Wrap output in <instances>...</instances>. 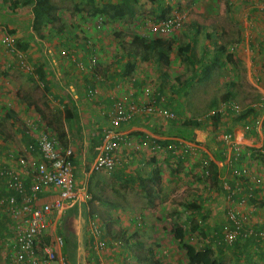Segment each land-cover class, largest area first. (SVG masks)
<instances>
[{
    "label": "crops",
    "instance_id": "crops-1",
    "mask_svg": "<svg viewBox=\"0 0 264 264\" xmlns=\"http://www.w3.org/2000/svg\"><path fill=\"white\" fill-rule=\"evenodd\" d=\"M118 1H103L99 4L97 0H94L98 7L114 4ZM225 1L227 5H232L229 13L220 8V10L218 8L215 10V7L212 6V11L206 14L214 17L226 13L223 17L225 25L220 24V22H209L199 26L204 31H214L220 35H224V32L230 33L232 30L236 32L235 40L238 42L237 44L235 41L236 45L244 47L246 50V57H237L238 63L245 64L246 73L248 74L247 79L257 89L254 90L248 82H244L241 79V75L236 73L234 74L236 79H233L234 81L229 84L230 88L222 95L223 101H221L224 104L226 102H235L233 98L236 97L245 98L244 104L246 103L247 107L244 108H249L250 105L256 104L264 96V60L255 62L256 59L251 50L253 46L250 45L251 41L249 43L250 32H264V26L262 25L264 22V10L260 9L264 8V0ZM180 2L185 3V0ZM10 7H12V3L9 5L6 0H0V107L3 108L2 113H0V126L10 122L14 127L12 133L9 132L7 134L9 136L7 137L8 139L4 135L2 137L4 149L15 151L24 148L35 139L40 128L48 126L56 132L62 145L70 147L73 151L72 159L76 184L86 186L92 190L91 183L93 182L91 179L94 173L91 172V165L97 155V148L102 142L103 129L109 125V113L117 99H129L140 105L147 102V100L155 99L159 107L177 112L176 114L180 119L178 121H170L160 117L138 114L132 121L123 124L121 129L129 133L133 142L142 143L144 140H161L163 146L156 144L159 148L155 152L147 148L139 151L130 150L127 154L124 151V164L119 170L112 173L114 175L109 174L113 176V180L109 181V186L114 193L118 191L125 192L127 188H129V192L132 186L140 187V190L143 189L145 192L148 190L150 195L147 198V202L150 204L148 205L146 202L144 205H139L138 202H132L131 193H128V200L123 197L121 203L118 200L110 201L111 208L108 211L113 221L111 218L110 221L106 218V223L103 222L104 224L101 225V236L97 238L90 230L92 216L89 213H93V211H91L89 204L92 201L79 206V208L75 206L68 209L63 215V217L67 216L66 223H63L62 217L60 223L57 222L51 225L50 230L64 238L65 242L60 251L67 258L69 264H130L128 261L132 262V250L143 249L155 241L156 238H162V230H158L159 226L156 218V215L160 213V210L158 213V209H161V202H163L161 198L163 197L165 201L168 194L174 196V184L179 181L177 179L179 178V176L177 177L179 167L174 169L176 164H178L174 163V137L199 141L209 149L211 156L219 165L217 166L218 181L216 182L219 190L213 186L207 187L208 192L211 191V193L206 191L205 195L201 194L203 191L195 190L199 180H195L196 184H194V178L191 177V173L194 170L198 171V168H193L197 167V164L199 165V154L194 156L197 157L195 159L189 158V162L193 163L189 164L190 169L187 168L191 172L187 177H189L188 181L191 183L189 186L192 188V200H196L199 205H205L207 207L205 213L209 217L211 216L205 222V224H208V231L214 226L219 227V224L224 219L223 209L228 205V202L224 191H222L221 178L231 179L227 168L221 167L223 166L221 163L225 161V149L217 138L218 133L221 131L234 133L238 141L242 142L243 149L257 152L256 156L258 159L256 158V162H254V159L248 158L244 161L253 168L257 166V172L264 176V122L256 127L253 124L254 121L253 123L249 122L252 121L253 115L246 118L248 122H244V119L238 121L235 116L227 115L220 119L221 129L218 133L214 132L211 126L198 128L182 126L181 123L184 119L179 116L178 110L174 109V105L170 103L171 99H169L168 95L166 98V89H163L160 85L156 87L155 82L149 80L142 69L139 70V65H135L132 72H127V61L129 56L131 54L134 55V53L131 51L126 53L119 52L118 44L121 41L112 34L113 30H116L112 24H102L100 28L97 25L95 28H90L88 25L83 27L76 25L73 28H69L66 23H61L59 27H63V33L60 34L54 31L50 33L48 28L45 27L42 30V34H40L32 29L33 14L31 5L23 6L20 10L17 9L15 11L9 10L8 8ZM88 12L93 14L90 9H88ZM101 15L107 16L106 14ZM228 15L231 16L230 19L225 18ZM235 16L238 19L235 20ZM238 22H242V24ZM86 26L90 29L88 35L84 32ZM117 30L119 31L120 29L117 28ZM5 34H10L16 38L15 51H9L1 43V38ZM221 42V40L218 41V44H220L219 49L225 47ZM188 43L192 44L191 41H188ZM22 47H25V49H22ZM62 52L64 53L62 54ZM20 53L24 54L28 64L31 66L30 72L20 66ZM119 53L120 55H118ZM210 56H213L212 53ZM215 56H217L219 61L221 60L220 52ZM93 57H96L97 64L91 67L90 59ZM133 60H136V56ZM132 62L135 63V61ZM254 62L259 63L260 66H256L253 69L252 65ZM137 64L141 63L138 62ZM222 64L225 66V62ZM16 70L26 74L32 82L36 81L39 83L40 88L43 89L47 96V104L50 111L54 113L58 111L59 113L62 110L63 118L61 119L62 123L59 120V127H55V129L53 120L48 121L39 113L41 111L40 107L37 109L33 100L20 99L17 96L18 91H22V87H20L19 83L21 79L15 75ZM22 80L24 84L31 83L24 79ZM47 83L49 84L48 90L45 88ZM150 84L155 86L154 92L156 95L154 96L156 98L146 96L143 92L144 87ZM170 87L171 90L173 88L175 90V85L174 87L170 85ZM90 90H94V94L91 96L88 95ZM256 95L255 99L253 96ZM225 97H227L226 101ZM251 100H255L256 103L250 104ZM66 103L69 104L73 112L71 125H68L64 119V104ZM35 109L39 112H36ZM244 123L252 124L249 127V131L243 130ZM60 133L65 134L64 139L60 138ZM130 157H134L135 163L128 161ZM179 175L181 174L179 173ZM123 182L133 185L124 186L120 184ZM96 183L98 182L96 181ZM99 186L102 185L99 184ZM7 192L0 181V196L8 194ZM12 192L14 191L9 193L11 194ZM209 194L210 197L213 196L215 198L216 195L219 198L212 207L206 205L211 202V199H208ZM140 195L142 196V193ZM53 197L49 194H42L41 202L50 201ZM203 197L206 198V204H204ZM97 198L99 199L98 195ZM168 204H174L173 197L170 198ZM178 205L174 204V207ZM230 205L239 211L241 215L249 217V220L255 224L257 229L264 227V184L255 187L253 197L246 199L245 203L241 204L236 199L230 202ZM180 207L178 206V210H180ZM194 216L201 218V216L193 215L192 210L188 209L185 213L180 214L179 221L181 222H179V225L185 227V224ZM107 223L110 224V231H107L105 226ZM111 223H114L113 226ZM11 224L10 215L6 208L1 206L0 237L8 231ZM168 235L173 236V232L171 231ZM188 237L186 235L185 240H188ZM121 238H124V243L119 241ZM99 240H103L106 243L104 250L95 248ZM253 240L249 239L247 241L252 248L249 249V253L243 254L241 259V254L235 246H218L214 248V251L218 257L224 258V261L229 263L256 264L264 261V258L260 259V249L258 248L260 246H257ZM192 244L196 247H201L199 244ZM178 245L180 244L176 243V245L170 247L171 256H173V259L170 258L171 264H192L187 258L185 250L178 248ZM163 250H165V254L169 253L167 252L168 248H163ZM3 251L5 252L4 248ZM150 251L156 252L155 254L158 256L160 255L157 253V249ZM245 256L247 259H244ZM238 258L239 260H237Z\"/></svg>",
    "mask_w": 264,
    "mask_h": 264
},
{
    "label": "built area",
    "instance_id": "built-area-1",
    "mask_svg": "<svg viewBox=\"0 0 264 264\" xmlns=\"http://www.w3.org/2000/svg\"><path fill=\"white\" fill-rule=\"evenodd\" d=\"M6 1L10 5L14 1L21 4L22 0ZM99 22L98 28L102 26L101 21ZM183 23L184 17L173 12L153 24L151 32L171 36ZM1 43L11 52L16 50V38L10 34H5L1 38ZM19 59L20 66L30 72L31 66L23 53L19 54ZM90 62L91 67L95 66L96 57L91 58ZM154 88V84L147 85L143 92L146 96L156 98ZM93 94L94 90L88 91V95ZM249 108L258 110L257 115L249 122L254 121L256 127L261 125L264 122V96ZM245 109L248 108H242L233 101L226 102L222 108L213 109L207 116L211 117L218 113L221 116L224 114L240 116ZM138 114L170 121L180 120L175 112L159 107L155 99L147 100L142 105L129 99H117L109 113V125L103 129L102 142L97 148L91 172L115 173L124 164V151L127 154L130 150L139 151L143 148L153 152L158 150L159 147L153 140L133 142L129 133L121 129L123 124L132 121ZM243 121L248 122V119ZM251 123H244L243 130L249 131ZM217 138L225 149V161L221 163L223 165L221 167H226L231 175V179L221 178L222 191L228 205L223 209L224 219L219 227L214 226L206 236L194 232L188 240L190 243L214 248L222 244L233 245L254 239L263 247L264 230L257 229L253 222L230 205V202L236 199L241 204L245 203L246 199L253 197L254 188L264 184V176L257 172V166L253 168L244 161L248 158L256 162L257 152L243 149L242 142L238 141L234 133L221 131ZM2 144L3 140L0 137V181L8 191V194L0 196V207L6 208L12 220L8 231L2 237L8 264H69L60 251L65 242L64 238L51 231L50 227L59 222L64 213L74 205L85 204L93 199L88 187L76 184L72 149L63 146L56 132L48 126L40 128L35 139L22 149L7 150ZM198 154L200 176L205 186L210 188L213 175L211 166L219 165L211 156L209 149L199 141L174 137V159L186 160ZM10 191L15 193L10 194ZM42 194L54 197L50 201L41 202ZM91 219V233L96 238L100 237L102 226L96 219ZM213 236L216 238L213 239ZM105 246L106 243L99 240L95 248L104 250Z\"/></svg>",
    "mask_w": 264,
    "mask_h": 264
},
{
    "label": "rangeland",
    "instance_id": "rangeland-1",
    "mask_svg": "<svg viewBox=\"0 0 264 264\" xmlns=\"http://www.w3.org/2000/svg\"><path fill=\"white\" fill-rule=\"evenodd\" d=\"M50 1L56 6V13L59 17V23H66L69 28H73L76 25L79 27L88 25L90 28H95L96 25L100 23L99 21H101L103 25L107 23L112 24L113 28L116 29L115 31L113 30L112 34L115 35V37H118L121 41L118 44L119 52L126 53L128 51H131L132 53L137 54L136 60L133 61H135L136 65L140 66L139 70L142 69L144 75L152 82H155L156 87H159L160 85V87L166 89V98L168 95L169 99H171L170 103L174 105V109L176 111L178 110L179 116L184 120L189 118H197L209 123V121H211V119L209 118L211 117H208L207 115L211 113L213 109L222 108L224 104L221 97L225 93V91L230 88L229 84L234 81L233 79H236L234 77V74L236 73L241 75V79L244 82H248L254 90L257 89L256 86H254L247 79L248 74L246 73L245 64L238 63L239 60L237 57H246V50L244 49V47L236 45V32L234 30H232L230 33L224 32V35H226V37H224V35H220L218 32H209L207 30L204 31L200 27L201 25L207 24L209 22H220V24L225 25V20L223 17L226 13L224 15L214 17L206 15L207 12L209 13L210 11H212V6L215 7V10L216 8H220L221 10H226V12L229 13L230 7H232V5H227V2L225 0H185V3H181V0H176L175 2L174 0H136L137 3L135 4V17H127L123 20H111L105 15H93L89 13L88 5L84 0ZM103 1L113 2L115 0H97V3L101 4V2ZM20 6L15 7L14 9H12L13 7H10L8 9L15 11L17 9L20 10L21 8H23V6L29 5L28 3L24 2V0H22ZM260 9L264 10V8ZM173 12L180 13L184 17V23L178 31H176L171 36H161L151 32V27L153 26V24L163 19L161 17L162 13H164L166 16H169V14L171 15ZM225 18L230 19L231 16L228 15ZM234 19L236 20L238 19V17L235 16ZM239 24H242V22H240ZM262 25L264 26V22L262 23ZM85 28L86 30L84 32L88 35L90 29L87 26ZM117 28L120 30L118 31ZM250 33L251 38L249 40V43L251 41L250 45L253 46V49L251 50L254 53L256 59L255 62H261V60H264V32ZM135 35H138L147 40L160 37L171 41L173 49L169 53V64L164 65L163 63L158 62L155 59L154 54L152 53L147 54L146 60L142 61L140 58L141 50L135 47L132 43V39ZM90 40L89 42H91ZM219 40L222 41L221 44L225 47L222 46L223 48L219 49ZM188 41L192 42L190 50L188 53H183V47L188 43ZM209 45L211 46L209 47ZM216 52H220L221 55V60L218 62V65L213 64L215 58L217 57L215 56L217 55ZM63 53L64 52H62V54ZM120 53L118 55H120ZM211 53L215 58L213 56H210ZM138 62H140L141 64H137ZM221 62H225V66ZM255 62L252 65L253 69L256 66H260L259 63ZM219 63H221V65H219ZM205 67L208 68L206 73L207 75L203 72ZM17 71L18 70H16L15 75L21 79V82L19 83L20 87H22V91L19 90L17 96L20 99L26 98L27 100H33L34 102H32L35 104L36 108L38 109L40 107L39 109L41 110L39 112L37 109H35V111L41 113V115H43V117L48 121L53 120L54 128L59 127V120L62 123L61 119L63 118L62 110H60L59 113L58 111L55 113L50 111L47 104V96L45 95L43 89L40 88L39 83H37L36 81L32 82V80L28 78L26 74ZM127 72L130 73L129 70ZM22 79L31 83L24 84ZM170 85H172L173 87L175 85V90L173 88L174 91L170 89ZM253 97L256 99L257 95ZM233 100H235V103H238L242 108L247 107L246 103L244 104V101L246 100L245 98L242 99L236 97L233 98ZM252 103H256L255 100H251L250 104ZM2 110L3 108L0 107V113H2ZM224 116H227V114H224ZM224 116H221L220 118L223 119ZM13 130L14 127L10 124V122L5 123L3 126H0V137H9L7 134L9 132L12 133ZM13 139L15 138L13 137ZM136 154H138V152H136ZM192 158L195 159L197 157L193 156ZM128 161L130 163H135L134 157H130ZM174 163H179L176 164V167H174V169L179 167L177 172V177L179 176V178L177 179H179V181L174 184V196H170V194H168L165 201L163 200V197L161 198L163 202H161V209H158V213L159 210L160 213L159 215H156L159 226L158 230H162L163 236L161 239L156 238L155 241H153L149 246L144 247L143 249H137L136 251L135 249L132 250V262L128 261V263L130 264H171L170 258L173 259V256H171L170 247H172V245H176V243L179 242L173 236L168 235V233L170 234V232L172 231V227L175 224H180V214H183L188 210L184 206L183 202L192 201L193 199L192 188H190L191 186H189V184L191 183H189V177H187V175L191 173L189 171V164L191 165V163L193 162H189L188 158L186 160L181 159L178 161L177 158H175ZM195 168H198V171L196 172V170H194L195 172L193 171L191 173V177L194 178V184H196L195 180H199L197 182L195 190L203 191V193L201 192V194L205 195L206 191L208 192V190L200 176V167L197 164V167H194L193 169ZM179 173L181 175H179ZM111 175L105 172H94L91 179L93 182L91 183V192L93 193V195H95L96 193L99 196V199L95 198L94 196V200L92 199V202L90 201L91 203L89 204V206L94 214H89L93 219H96L97 223L101 225L104 224L103 222L106 223V218L110 221L111 215L108 211L111 208L110 201L118 200L119 203H121V199L125 197V199L128 200V193H131L130 197H132V202H138L139 205H144L150 195L148 190L145 192V190H140V187L137 186L130 187L131 191L129 192V188H127V191L125 190V192H112L113 190L109 186V181L113 180V176ZM96 181L98 183H96ZM99 184H101L102 186H99ZM120 184L124 186L133 185L126 182ZM212 186L215 187V189L219 190L218 183H214ZM140 193H142V196L140 195ZM208 193H211V191H209ZM171 197H173L174 204H179L178 206H181L180 210H178V206L174 207V204L167 205ZM208 199H211L210 204H206V198H204V204L212 207L219 198L216 195L215 198L213 196L210 197L209 194ZM149 204L150 203H148V205ZM81 205L83 204L78 203L74 205V207L76 206V208H79V206ZM202 209L206 210L207 207L205 205H202ZM108 214L110 217L108 216ZM209 218H211V216ZM247 218L249 219V217ZM61 220L65 224L67 216L65 215ZM198 220H200V218H196V216H194V218H191V221L194 222H197ZM108 223L105 226L107 227V231H110V224ZM111 224L113 226L114 223ZM262 229H264V227ZM206 230L207 229H205L204 232H206ZM153 231L155 230L153 229ZM119 241H122V243L125 242L124 238H121V240L119 239ZM3 248L4 246L2 244V238L0 237V264H8V260L5 257ZM163 248H168L169 250L167 252L169 253L165 254L166 252H164L165 250H163ZM178 248H181V246L178 245ZM154 249H157V253L160 254L159 256L155 254L156 252L154 253V251H150ZM139 255L141 256L140 259L138 258ZM263 258L264 255L260 257V259ZM256 264H264V261L257 262Z\"/></svg>",
    "mask_w": 264,
    "mask_h": 264
},
{
    "label": "trees",
    "instance_id": "trees-1",
    "mask_svg": "<svg viewBox=\"0 0 264 264\" xmlns=\"http://www.w3.org/2000/svg\"><path fill=\"white\" fill-rule=\"evenodd\" d=\"M86 1L88 5V9L92 10V13L94 15L96 14H106L111 20H123L127 17H135L136 15V8L135 4L137 3L136 0H119L117 3L114 4H108L103 7H98L94 0H84ZM24 2L28 3L31 5L32 8V29L36 31L37 33L42 34L43 28L47 27L48 32L51 33V31L57 32V33H63V27H59L61 23H59V17L56 13V6L50 1V0H24ZM20 6L18 1H14L12 3V7H18ZM161 17L164 19L167 17L164 13L161 14ZM54 34V33H53ZM132 43L135 47H137L140 51V58L142 61L146 60V56L149 53L154 54L155 59L163 63L164 65L169 64V53L172 51V42L169 41L168 39L165 38H154V39H145L142 38L138 35H135L132 39ZM191 44L187 43L183 47V53H188L190 50ZM22 49H25V47H22ZM137 56L136 53L131 54L129 56V59L127 61V67L129 71H133L135 68V63L132 62L134 57ZM133 58V59H132ZM219 59L216 57L213 64L218 65ZM221 65V63H219ZM208 68H204V74L207 73ZM207 75V74H206ZM43 78V77H42ZM47 90L49 89V84H46L45 87ZM225 101L227 100V97L224 98ZM216 104V103H215ZM64 113H65V122L68 125H71V122L73 120V112L71 110V107L69 104H64ZM258 113V110L256 108H248L245 109L244 113L238 117H235L236 120L242 121L243 119H246L250 115H253L255 117ZM221 114H215L211 116V121L207 123L206 121L199 120L197 118H189L185 119L182 121L181 125L186 126V127H205V126H211L213 131L218 133L219 130L221 129L220 127V118ZM210 119V118H209ZM252 120V119H251ZM60 138L64 139L65 134L60 133ZM155 144H160L162 145L161 140H154ZM163 146V145H162ZM179 164V163H178ZM212 169V182L213 184L216 183L218 180V171H217V166L215 164H212L211 166ZM91 191V189H90ZM94 196L97 195L95 194ZM94 198V197H93ZM184 206L186 209H190L193 212V215L201 216L200 220L197 222L194 221H188L189 227H185L182 225H177L175 224L172 227V232L174 238L179 242L180 246L182 249L185 250L187 258L190 260L192 264H235L233 262L229 263L224 261V258L218 257L215 254L214 248L219 247H237L240 255L247 254L249 253V249L252 248V246H249L247 241L242 242V243H235L233 245H218L214 248L210 247L209 245H202L200 248L196 247L194 244L190 243L189 240H185L186 235L190 236L194 232H198L199 234L201 233L202 235H207L210 234L212 228L208 231V224H205L206 219L209 218L208 214L205 213V210L202 209V205H199L197 201H187L184 203ZM194 218V217H192ZM190 222V224H189ZM187 227V228H186ZM206 230V232H204ZM7 232V231H6ZM5 232V233H6ZM1 233V232H0ZM3 237V236H2ZM1 237V238H2ZM216 236H213V239H215ZM257 246H260L255 240H253ZM260 249V255H264V246L263 247H258ZM138 258L140 259L141 256L139 255ZM244 259H247L245 256ZM239 260V258L237 259Z\"/></svg>",
    "mask_w": 264,
    "mask_h": 264
}]
</instances>
